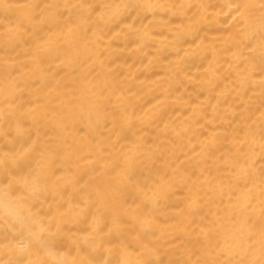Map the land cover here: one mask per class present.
I'll use <instances>...</instances> for the list:
<instances>
[{"label": "bare ground", "instance_id": "1", "mask_svg": "<svg viewBox=\"0 0 264 264\" xmlns=\"http://www.w3.org/2000/svg\"><path fill=\"white\" fill-rule=\"evenodd\" d=\"M3 2L154 6L135 11L113 10L119 14L114 20L109 15L99 30L94 23H82L76 15L69 20L60 19L59 27L51 26L53 32H60L64 37L61 55L65 63L49 59L35 72L22 67L31 68L35 64L32 50L23 44L9 48L5 55V30L18 27L27 38L28 21L16 9L6 14L0 8V151L13 146L9 141L16 136V122L24 118L16 105H22L24 112L43 109L44 105L37 106V95L45 98L52 117L49 126L58 120L64 124L58 129L59 145L43 136L38 141V146L49 144L57 149L55 157L49 154V162L52 170L64 173L59 180L64 195L46 193L34 202L31 207L34 231L39 233L44 229L43 234L47 236L48 225L60 218L68 202L72 201L73 206L78 202L73 200V194L78 197L81 192L99 188L105 193L107 204H118L131 187L123 174L131 165L136 168L135 181L143 187V192L126 195L127 205L119 209L125 221L124 230L142 231L137 216L147 217V227L153 233L149 239L158 247L159 259L217 258L203 251L202 242L189 240L207 231L206 226L212 222L217 225L213 232L219 231L222 240L227 236L230 245L233 240L242 244L250 227L258 232L260 173L264 168L260 136L264 124V89L258 74L249 77L243 85L241 81L245 78L244 57L258 56L259 49L248 51L239 44L240 18L233 19L235 8L228 6L258 5L259 0ZM129 24L138 31H131ZM40 35L44 40L50 38L46 32ZM41 55L47 53L41 52ZM41 71L51 73L48 77L53 82L51 88L43 87L37 93L32 87H25L16 93L15 105L5 103V93L13 79L31 85ZM56 80L60 81L59 86ZM102 91L104 103L114 111L126 108L127 119L137 124L145 141L139 152L130 141L117 135V128L111 125L105 128L103 124L97 128L94 111L90 120L88 101L99 99ZM57 97L61 103H48ZM204 115L207 119L202 118ZM209 137L217 140L212 144V158L206 161ZM100 146L103 150H99ZM32 157L35 166L40 160L39 153L34 151ZM149 157L157 161V171L144 168L143 162ZM245 160L244 172L255 181L251 186L256 197L254 225H248L241 207L230 202L231 188L225 179L228 174L219 171L235 166L239 176V165ZM194 168L195 177L190 180ZM222 181L223 195L216 191ZM161 185L166 196L154 207L150 198L160 191ZM4 195L0 190V200ZM19 211L26 215L28 206L22 205ZM65 219L67 224L57 235V258L77 264L100 259V253L103 258H115L109 257L106 244L97 240L93 247L86 241L88 223L84 217L71 212L65 213ZM10 231L0 211V260L12 258L6 254L8 250L3 243Z\"/></svg>", "mask_w": 264, "mask_h": 264}, {"label": "snow or ice", "instance_id": "2", "mask_svg": "<svg viewBox=\"0 0 264 264\" xmlns=\"http://www.w3.org/2000/svg\"><path fill=\"white\" fill-rule=\"evenodd\" d=\"M152 7L154 6L150 4L131 3L123 5L109 3L100 5L92 3L55 5L43 2L13 5L0 0V8H3L6 14L10 10L16 9L18 14L29 23V28L26 30L27 38L18 27L5 30V55H7L9 48L19 47L20 44H23L25 48L32 50L30 54L35 62L31 68L28 65L22 66L28 68L29 71L35 72L41 64L46 63L49 59H55L60 64H64L65 61L61 55L64 37L60 32H53L52 24L59 27L58 21L60 19L69 20L72 15H76L82 23H94L96 29L99 30L100 25L105 22L109 15L114 20L115 16L119 14L113 10L123 9L128 11L131 9L135 11ZM228 7L235 8L233 19L240 18L239 44L248 51L254 52L257 48L259 49L258 56L244 57L246 61L245 78L241 81V84L246 83L249 77L258 74L261 87L264 89V0H259L258 5L238 3L230 4ZM61 8L65 11H60ZM94 17L95 20H93ZM128 28L131 31H138L133 24H129ZM41 32H46L50 38L44 40L40 35ZM51 37L55 38L52 39ZM41 52H46L47 55L43 56ZM241 55L243 54L241 53ZM65 74L67 75V72ZM50 75V72L41 71L31 85H28L27 81L13 79L11 88L6 90L5 103L10 106L15 105L16 93L23 91L25 87L30 86L37 93L43 87L51 88L53 82L48 80ZM41 81H44V83L42 84ZM55 84L59 86L60 81L56 80ZM104 95L105 93L102 91L99 99L88 101L90 120L91 113L94 111L97 128L101 124L105 128L109 125L112 128H117V135L126 141H130L135 145L136 151L139 152L145 141L137 124L127 119L126 108L114 111L108 104L104 103ZM36 98L38 107L44 105L40 112H36L35 109L24 112L22 105H16L23 113L24 118L18 119L16 122V136L9 141L13 146L0 151V190L5 193L4 198L0 200V211L3 213L5 224L11 230L10 233L5 234L3 243L8 250L6 254H10L12 257L11 259L0 260V264H77V262H70L64 258H57V235L67 224L65 213L71 212H74L76 216L84 217L85 222L88 223L86 241L90 243V246L94 247L96 241L99 240L101 244L108 246L109 257H115L103 258V254L100 253V259L87 260L80 262V264H264V168L261 169L260 173V225L258 232L253 231L250 227L242 244H236L233 240L230 245L227 236L222 240L219 231L213 232V228H216L217 225L212 222L209 226H206L207 231L198 234L195 238L189 237L190 242L192 239H195L197 243L202 242L203 251L217 257L215 259L195 261L159 259V249L149 239L153 233L147 227V217L137 216L142 231L129 232L124 230L125 221L119 209L127 205V194L143 192V187L135 181L136 168L131 165L126 167L123 172L127 185L131 187L128 189L127 194H123L124 198L118 204H107L105 193L99 188L89 192H81L78 197L73 194V200H78V202L74 206L72 201L68 202V206L61 213L60 218L55 223L48 225L46 229L47 236L43 234L44 229H41L39 233L34 231L32 225L35 220L31 212L34 202L46 193L64 195L63 185L59 183L64 173L62 170H52V163L49 162V154L51 157H55L57 149L49 144L38 146L41 136L59 145L61 137L58 129L63 127L64 124L62 120H58L49 126L52 117L48 114L45 98L39 95ZM53 102L61 103L58 97L54 101H48V103ZM29 104H31V101H29ZM202 118L207 119V116L204 115ZM197 124H199V120H197ZM260 136L261 151L264 153V124L261 126ZM209 140L211 143L208 146L206 161L212 158V144L216 142L217 138L209 137ZM99 150H103V146H100ZM34 151L38 152L40 157L35 166L32 157ZM240 151L243 153V148ZM143 164L144 168L149 171H157V161L151 157L147 158V161ZM246 165V160L242 165H239L241 168V175L239 176L236 175L235 166L230 169L222 168L219 171L228 174L225 179L227 180V186L231 188L228 193L230 202L241 207V212L246 216L248 225H254L256 197L251 186L254 185L255 181L249 174L244 172ZM194 177L195 168L189 175V179L192 180ZM224 187L225 184L222 181L216 191L223 195ZM162 196H166L163 185L160 186V191L154 193L150 198L154 207L159 206ZM22 205L28 206L26 215L19 211ZM234 219L235 217H233ZM17 224H19V227L16 226ZM257 245L259 246L258 249ZM132 255L137 258L129 259L128 257Z\"/></svg>", "mask_w": 264, "mask_h": 264}]
</instances>
